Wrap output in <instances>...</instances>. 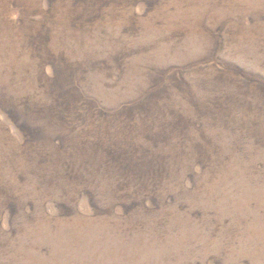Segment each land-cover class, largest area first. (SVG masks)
I'll use <instances>...</instances> for the list:
<instances>
[{
	"label": "rangeland",
	"instance_id": "1",
	"mask_svg": "<svg viewBox=\"0 0 264 264\" xmlns=\"http://www.w3.org/2000/svg\"><path fill=\"white\" fill-rule=\"evenodd\" d=\"M0 264H264V0H0Z\"/></svg>",
	"mask_w": 264,
	"mask_h": 264
}]
</instances>
